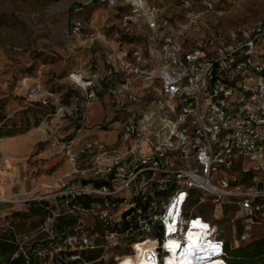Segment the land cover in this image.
I'll list each match as a JSON object with an SVG mask.
<instances>
[{
    "label": "built area",
    "instance_id": "built-area-1",
    "mask_svg": "<svg viewBox=\"0 0 264 264\" xmlns=\"http://www.w3.org/2000/svg\"><path fill=\"white\" fill-rule=\"evenodd\" d=\"M124 1L134 9L124 27L144 17L157 55L110 47L102 64L71 72L66 90L29 88L35 104L48 106L41 124L58 117L65 127L49 151L65 169L48 181L49 213L39 234L53 242L62 230L66 247L55 254H72L57 264H123L137 254L145 264H174L189 254L196 264L226 262L221 221L236 242L264 229V14L192 45L181 39L185 26L143 0ZM115 2L86 0L73 13ZM204 5L196 18L213 9ZM65 36L89 41L88 50L108 45L105 33H90L80 20ZM64 217L73 223L68 232L58 228ZM33 239L14 231V258L26 257ZM71 241L79 246L68 248ZM95 250L102 252L95 261L80 256Z\"/></svg>",
    "mask_w": 264,
    "mask_h": 264
},
{
    "label": "rangeland",
    "instance_id": "rangeland-1",
    "mask_svg": "<svg viewBox=\"0 0 264 264\" xmlns=\"http://www.w3.org/2000/svg\"><path fill=\"white\" fill-rule=\"evenodd\" d=\"M189 1L190 6L187 7L182 0H143L145 7L157 8L172 24L185 26L181 39L192 45L204 42L208 36L225 35L233 29L249 26L264 14V0ZM205 1L211 2L213 9L196 18L199 12L206 9ZM85 2L86 0H0V163L3 158L1 147L5 153L24 155L13 165L17 179L25 185L27 191L34 184L38 186L30 197L16 198L27 201L15 204L18 213L7 217V225L17 234L34 236L32 246L35 251L31 253V261L36 264H57L60 257L64 258L72 253L61 251L55 254L54 250H64L66 247L61 236L62 230L59 229V236L55 241H49L46 234H39L45 214L41 211L39 215H35L30 211L31 206L40 209V202L48 203V181L65 169L62 157L49 158V151L56 145V138L59 141L63 137L65 127L58 117L53 118L49 126L48 119L41 124L44 115L37 113L35 116L40 108L35 106L36 97L30 94L29 88L40 84L47 90H66L71 84L68 79L71 72L89 66L93 69L94 65L102 64L101 52L110 47L116 48L118 53L123 48L131 52L140 49L145 54L157 55L156 43L149 39L150 31L144 17L139 18L136 24L124 27V17L133 15L134 12L126 1L116 0L114 6H84L83 11L73 13L76 7ZM74 20H80L84 29L90 33H105L108 37L107 48L88 50L89 41L67 39L65 31ZM92 111L97 113L92 114L89 121L91 128L94 127L93 130L96 131L95 126L100 123L98 107L94 105ZM48 132H55L56 137L48 138ZM8 134L14 136L7 138ZM98 135L106 136L104 133ZM21 136H31L29 150L16 143L21 140H16V137ZM111 138V135L107 136V139ZM11 198L13 200L12 196ZM2 209L0 206V210ZM68 220L67 217L59 219V224L63 225L61 228H65L66 232L73 224ZM220 226L225 228V240L230 250L264 238V229H255L250 239L236 242L231 238L230 226L225 221H221ZM78 246V241H71L68 248ZM10 252L9 249L1 250L0 261L7 258ZM101 255L99 250L80 253L86 262L95 261ZM250 258L255 257L250 255ZM81 263L78 261L74 264ZM92 264L113 262L108 258Z\"/></svg>",
    "mask_w": 264,
    "mask_h": 264
},
{
    "label": "crops",
    "instance_id": "crops-1",
    "mask_svg": "<svg viewBox=\"0 0 264 264\" xmlns=\"http://www.w3.org/2000/svg\"><path fill=\"white\" fill-rule=\"evenodd\" d=\"M16 138V140L21 139L16 143L28 147V150L30 149L28 143H30L31 136H21ZM1 150H3V158L0 163V197L12 196L14 199L18 198L19 196L30 197L38 188L37 184H34L31 189L27 191L25 189V185L17 179V172L13 168V165L16 163V161L20 160L21 157L23 158L24 155L18 156L16 154L5 153L3 147H1ZM0 206L3 208L0 210V243H5L4 241H8L10 242V246L12 245L15 248L16 245L13 242L14 229L7 225L8 222L6 218L13 212H16L15 204L1 203ZM5 262L6 261L4 260V263Z\"/></svg>",
    "mask_w": 264,
    "mask_h": 264
},
{
    "label": "trees",
    "instance_id": "trees-1",
    "mask_svg": "<svg viewBox=\"0 0 264 264\" xmlns=\"http://www.w3.org/2000/svg\"><path fill=\"white\" fill-rule=\"evenodd\" d=\"M35 106L40 108L35 112V116L38 115L37 113H40V114H43L44 117H48V106H40L38 104H35ZM1 119H2V116L0 115V121ZM13 136H14L13 134H8L7 138L13 137ZM48 206L49 205L47 202H40L39 203L40 209L33 208V206H31L30 211L35 215H39V213L42 211L45 214V217H44V221H45L49 213ZM17 213L18 212L16 211V212H13L11 215H17ZM11 215L7 217H10ZM62 226L63 225L58 224V228L61 229ZM4 242L6 244L0 243V251L1 250L3 251L4 249H9L11 252L9 253L7 258L0 261V264H36L35 262L33 263V261H31V253L35 251V248H33L32 245L28 249L26 257L19 255L18 257L13 258L14 253L16 252V247L14 248L12 245L10 246L9 244L10 242L8 241H4ZM226 249L228 253V258L226 259L227 264H264V238L256 240L244 247L236 248L235 250H230L229 245L227 243ZM250 255H254L255 258H250ZM256 258L258 260H256ZM21 259H23L24 263L22 262ZM4 260L6 261L5 263H4Z\"/></svg>",
    "mask_w": 264,
    "mask_h": 264
},
{
    "label": "bare ground",
    "instance_id": "bare-ground-1",
    "mask_svg": "<svg viewBox=\"0 0 264 264\" xmlns=\"http://www.w3.org/2000/svg\"><path fill=\"white\" fill-rule=\"evenodd\" d=\"M2 200H7V201H11L12 198L11 196H4V197H0ZM193 236V235H192ZM195 238L198 236V235H194ZM191 256L192 254H189L188 256H183L179 261H177L176 263L174 264H196V262H193L191 260ZM175 258V256H174ZM145 259L146 258H142L141 255L137 254L136 256H126L123 261L124 263L123 264H145ZM201 263L200 261L197 262V264ZM171 264H173V260H171ZM202 264H227L225 261L223 260H217V261H214V260H204L202 262Z\"/></svg>",
    "mask_w": 264,
    "mask_h": 264
}]
</instances>
